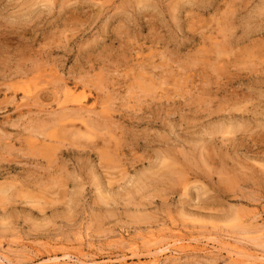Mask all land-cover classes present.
Instances as JSON below:
<instances>
[{
  "label": "rangeland",
  "instance_id": "1",
  "mask_svg": "<svg viewBox=\"0 0 264 264\" xmlns=\"http://www.w3.org/2000/svg\"><path fill=\"white\" fill-rule=\"evenodd\" d=\"M80 251L264 263V0H0V264Z\"/></svg>",
  "mask_w": 264,
  "mask_h": 264
},
{
  "label": "bare ground",
  "instance_id": "2",
  "mask_svg": "<svg viewBox=\"0 0 264 264\" xmlns=\"http://www.w3.org/2000/svg\"><path fill=\"white\" fill-rule=\"evenodd\" d=\"M196 247V246H195ZM194 246L193 247H185V246H181V247H177V248H175L173 251H174V253L176 252V253H183V252H192V251H195V252H200V251H202V249H199V248H195ZM203 252V251H202ZM77 260H78V262H79V264H95V262H93V261H91V262H88V261H86V260H84L83 258H84V253L83 252H79L78 254H77V257H75ZM53 259V258H52ZM69 259H72V257H69ZM2 260V258L0 257V261ZM251 260H253V259H251ZM2 263V262H1ZM154 264H158V263H154ZM260 264V263H259ZM262 264H264L263 262H262Z\"/></svg>",
  "mask_w": 264,
  "mask_h": 264
}]
</instances>
